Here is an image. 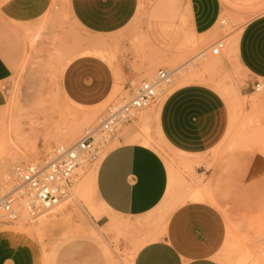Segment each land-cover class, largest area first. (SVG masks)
Listing matches in <instances>:
<instances>
[{"label": "rangeland", "instance_id": "rangeland-1", "mask_svg": "<svg viewBox=\"0 0 264 264\" xmlns=\"http://www.w3.org/2000/svg\"><path fill=\"white\" fill-rule=\"evenodd\" d=\"M175 3L181 14L172 20L173 24L187 31V8L191 0H176ZM168 4L169 0H141L138 17L129 27V36L121 38L126 43L123 52H119L117 46L112 47L110 42L105 46V42L85 35L63 11L46 17L34 27L24 28L28 42L24 61L14 71L8 87V105L0 112V175L3 177L18 164L38 163L54 148L76 143L110 107L129 99L132 90L143 81L154 80L159 70L173 71L179 67L188 70V77L179 71L172 84L163 86L156 103L119 133L118 139L97 163L79 171L70 193L57 208L34 221L20 209V219L16 223H0V229L12 230L34 240L42 251L43 264H133L137 251L159 235L165 216L182 203L192 201L185 195L202 191V200H212L210 191L203 188L202 180L195 176L197 164H184L183 159L165 147L158 137L155 109L171 93L186 86L185 83L204 82L226 100L231 127L218 156L248 150L264 160V93L253 91L251 95L242 96L247 78L232 49L244 21L222 14L221 19L227 20V27L220 29L218 22L214 33L198 36L196 46L188 44L183 35L160 39L157 35L160 17L163 11H169ZM226 34L230 35L225 49L220 56H213L208 48ZM32 35H37L36 43ZM97 44L109 51L93 54L106 57L110 63L132 61L140 79L130 90L118 77L106 101L95 107L79 108L63 94L61 80L68 66L76 58L92 54L89 50ZM152 46L154 52L150 49ZM205 49L208 51L204 61L200 59L194 66L184 65ZM214 60L219 67L213 71L206 69L205 65ZM193 71L199 75L194 77ZM90 115L91 120L82 123L81 118ZM143 117H146L145 126L139 122ZM71 131H78L77 140L63 143L61 139ZM22 136L26 138L21 140ZM135 137L149 138L170 170L167 201L162 209L142 222L109 216L93 191L95 167L109 152L123 143H133ZM80 184L87 188L84 197L76 193ZM233 199H238L237 204L222 207L227 237L219 261L222 264H264V196L250 197L246 203L240 196ZM255 199L262 200L258 207L251 204ZM104 215L108 220L100 221ZM110 222H115L111 230L107 228Z\"/></svg>", "mask_w": 264, "mask_h": 264}, {"label": "crops", "instance_id": "crops-1", "mask_svg": "<svg viewBox=\"0 0 264 264\" xmlns=\"http://www.w3.org/2000/svg\"><path fill=\"white\" fill-rule=\"evenodd\" d=\"M175 2L169 0V11L161 14L157 34L160 39L183 35L188 44L196 46L198 36L214 33L222 14L244 21L232 49L247 78L242 96L253 94L254 84L264 83V0H191L187 31L173 24L172 20L181 14ZM140 3L141 0H0V112L8 105L14 71L24 61L26 26L34 27L63 11L85 35L105 42V46L110 42L123 52L126 43L121 38L129 36ZM150 49L155 50L153 46ZM89 51L92 54L82 55L68 66L61 80L63 94L76 107L102 104L113 93L118 77L130 90L139 81L140 73L132 61L110 63L106 57L93 54L109 51L100 44ZM185 85L155 109L158 137L184 164H197L195 176L210 191L212 200L186 201L174 208L165 216L159 235L137 251L133 264H222L219 256L227 237L222 207L237 204L238 199L233 197L240 196L246 203L250 197L264 196V160L259 154L237 150L217 155L231 127L225 98L201 81ZM139 122L145 126L146 117ZM169 172L151 140L135 137L133 143H123L109 152L98 165L95 195L109 216L142 222L167 201ZM261 203V199L251 201L257 207ZM102 220H108V216ZM114 224L110 222L107 228L111 230ZM0 264H43L42 251L31 238L0 229Z\"/></svg>", "mask_w": 264, "mask_h": 264}, {"label": "built area", "instance_id": "built-area-1", "mask_svg": "<svg viewBox=\"0 0 264 264\" xmlns=\"http://www.w3.org/2000/svg\"><path fill=\"white\" fill-rule=\"evenodd\" d=\"M219 22L222 30L228 25L226 19ZM229 35L208 48L213 56L222 54ZM178 72L159 70L154 80L143 81L132 90L129 99L110 107L76 143L56 147L38 163L18 164L5 177L0 175V223H16L20 209L34 221L57 208L70 193L79 171L97 163L119 133L156 103L163 86L172 84ZM253 91L263 94L264 83L256 82Z\"/></svg>", "mask_w": 264, "mask_h": 264}, {"label": "bare ground", "instance_id": "bare-ground-1", "mask_svg": "<svg viewBox=\"0 0 264 264\" xmlns=\"http://www.w3.org/2000/svg\"><path fill=\"white\" fill-rule=\"evenodd\" d=\"M33 36V35H32ZM37 37V35H35V36H33V40L32 41H34L35 40V38ZM36 41L37 40H35V43H36ZM236 41H237V39H236ZM31 42V41H30ZM32 43V42H31ZM32 46V45H31ZM204 51H208V49H205ZM204 51H202V52H204ZM202 52H200L199 54H197V55H195L192 59H190L188 62H186V63H184V65L186 64V65H188V66H194V65H197V63H198V61L200 60V59H202L200 62H202V61H204V59H203V57L205 56V55H202ZM205 67H206V69H208V70H211V71H213V70H216L218 67H219V65H217V61H211L210 63H208L207 65H205ZM202 68V67H201ZM187 69V68H186ZM203 69V68H202ZM179 71H182V74L183 73H185L184 75H187V73H188V70H185V71H183L182 69H181V67H179ZM191 71V70H190ZM189 71V72H190ZM201 72V71H200ZM191 73H192V71H191ZM193 74L195 75L194 77H197L196 76V74L194 73V71H193ZM193 74H190V75H193ZM187 77H188V75H187ZM189 77H191V76H189ZM166 89V88H165ZM229 89H230V87H229ZM240 96V95H239ZM243 102V101H242ZM239 105V104H238ZM239 107H241V106H239ZM79 116V115H78ZM91 115L90 116H86L84 119L83 118H81L82 120H83V122L82 123H84V124H87L90 120H91ZM142 119V118H141ZM82 125V124H81ZM9 131V130H8ZM77 132L78 131H71V132H69L68 134H66V135H64V137L61 139V141L63 142V143H72V142H74V141H76L77 139ZM17 133V132H16ZM17 138H19V137H17ZM26 137H24V136H22V138H20L21 140L22 139H25ZM18 141H20V140H18ZM17 141V142H18ZM21 142V141H20ZM99 165V164H98ZM98 165L95 167V173H94V175H93V191H94V193H95V174H96V170H97V167H98ZM91 175V174H90ZM89 178V177H88ZM88 180V179H87ZM86 186L85 185H83V184H80V185H78V187L76 188V190H77V192L76 193H81V195H83L82 197H84V195H85V192H86ZM190 200H192V201H201L202 199H204V196H203V193H202V191H196V192H194V193H192V195L190 196V198H189ZM65 200V199H64ZM115 223V222H114ZM43 227V225H41V228ZM65 232V231H64Z\"/></svg>", "mask_w": 264, "mask_h": 264}]
</instances>
